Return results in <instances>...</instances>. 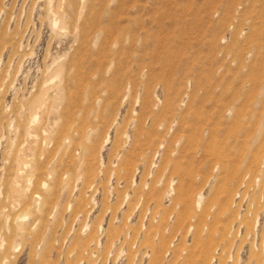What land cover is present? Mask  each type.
<instances>
[{
	"label": "rangeland",
	"instance_id": "obj_1",
	"mask_svg": "<svg viewBox=\"0 0 264 264\" xmlns=\"http://www.w3.org/2000/svg\"><path fill=\"white\" fill-rule=\"evenodd\" d=\"M263 158L264 0H0V264H264Z\"/></svg>",
	"mask_w": 264,
	"mask_h": 264
},
{
	"label": "bare ground",
	"instance_id": "obj_2",
	"mask_svg": "<svg viewBox=\"0 0 264 264\" xmlns=\"http://www.w3.org/2000/svg\"><path fill=\"white\" fill-rule=\"evenodd\" d=\"M64 71H65V70H64ZM64 71H63V72H64ZM67 71H68V70H67ZM63 72H62V73H63ZM49 73H50V72H49ZM73 73H75V71H74ZM69 75H70V74H69ZM62 76H63V75H62ZM65 76H66V75H65ZM50 77H51V76H50ZM66 78H67V77H66ZM49 80H50V79H49ZM65 81H66V80H65ZM66 84H67V83H66ZM39 102H40V101H39ZM37 107H38V106H37ZM62 111H63V110H62ZM58 114H59V113H58ZM56 116H57V115H56ZM50 124H51V123H50ZM54 125H55V124H54ZM56 125H57V124H56ZM57 126H58V125H57ZM50 130H51V129H50ZM203 131H204V130H203ZM37 134H38V133H37ZM49 136H50V135H49ZM42 137H43V136H42ZM61 148H62V147H61ZM23 154H24V153H21V156H22ZM24 155H25V154H24ZM26 156H27V154H26ZM23 157H25V156H23ZM19 158H20V157H19ZM19 158H18V159H19ZM21 158H22V157H21ZM21 158H20V160H22ZM24 159H25V158H24ZM263 159H264V158H263ZM263 159H262V160H263ZM26 160H27V157H26ZM30 161H31V160H29V163H30ZM37 161H38V160H37ZM21 162H22L21 164H23V166H26V164H27V163H25L26 161H25V162L21 161ZM21 164H20V166H21ZM22 168H23V167H22ZM19 169H20V168H19ZM24 172H25V171H24ZM25 177H26V175H25ZM25 177H24V178H25ZM26 178H28V177H26ZM37 179H38V178H37ZM82 179H83V178H82ZM24 180L26 181V179H24ZM157 182H158V181H157ZM13 187H14V186H13ZM26 187H27V185H26ZM59 188H60V187H59ZM17 190H18V189H17ZM168 191H169V189H168ZM16 192H17V191H16ZM19 192H22V191H19ZM167 194H168V193H167ZM22 197H23V196H22ZM21 200H22V199H21ZM19 201H20V200H19ZM20 202H21V201H20ZM198 214H199V213H198ZM147 251H148V250H147Z\"/></svg>",
	"mask_w": 264,
	"mask_h": 264
}]
</instances>
